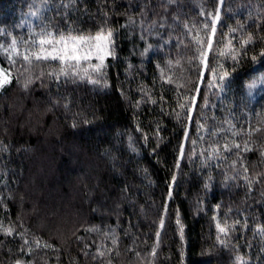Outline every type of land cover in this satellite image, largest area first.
<instances>
[{
  "label": "trees",
  "instance_id": "trees-1",
  "mask_svg": "<svg viewBox=\"0 0 264 264\" xmlns=\"http://www.w3.org/2000/svg\"><path fill=\"white\" fill-rule=\"evenodd\" d=\"M34 1L0 0V29L27 39L28 28L15 26L21 24ZM217 9L221 18L215 40L228 34L229 27L238 28L233 45L238 49L241 37L251 33L247 56L259 55L264 49V0H223L222 5L219 0H77L67 18L62 8L44 13L50 28L67 30L71 26L85 32H95L105 24L113 28L116 58L108 61L109 88L86 81L65 82L63 77L57 83L45 75L43 84L36 80L27 91L15 80L0 90V221L5 225L22 222L29 230V240L35 236L54 245L57 251H34L35 264H236L237 256L248 264H264V238L258 232L264 226V159L259 155L264 150V92L258 90L255 101L249 103L247 89L241 87L253 75L264 73V59L255 64L247 58L241 60L224 103L209 96L216 108L207 116L214 115L215 121H202L199 115L203 95L209 92L207 73L192 121L186 125L175 116L181 112L177 99L185 102L198 79L194 66L187 63L192 46L184 24L199 29ZM9 42L10 37L0 36V44ZM185 44L189 46L183 47ZM148 45L150 50L142 55ZM216 48L214 43L210 66L216 63L212 59ZM0 62L8 67L3 54ZM220 62L231 70L230 59ZM54 67L45 63L33 67L31 73H47ZM233 99L238 105L234 109L229 103ZM84 119L91 123L83 124ZM225 119L243 132L233 136L228 131L219 142L243 144L248 140L254 148L241 152L243 159L235 169L231 154H223L227 159L200 155L216 140L203 131L199 135L204 139L198 141L193 155L191 140L197 139V122H203L205 129H219L227 128ZM74 121L78 124L75 129L71 127ZM249 124L253 130L250 138L244 134ZM185 130L188 142L179 159ZM245 164L251 188L243 178ZM174 173L177 179L170 187ZM232 176L235 181L226 179ZM206 183H210L207 189ZM177 216L184 226L183 241ZM213 217L222 225L239 221L226 239L227 247L216 239ZM162 218L165 227L160 229ZM92 227L99 230L88 231ZM109 228L117 245L104 235ZM21 243L18 236L6 237L0 232V264L27 259L19 252ZM101 244L107 245L103 257L97 255ZM153 247L154 258L149 255ZM209 250L211 255L201 254Z\"/></svg>",
  "mask_w": 264,
  "mask_h": 264
},
{
  "label": "snow or ice",
  "instance_id": "snow-or-ice-1",
  "mask_svg": "<svg viewBox=\"0 0 264 264\" xmlns=\"http://www.w3.org/2000/svg\"><path fill=\"white\" fill-rule=\"evenodd\" d=\"M174 0H169V3H173ZM220 5L223 4V0H219ZM77 5V0H68L65 3V0H59L58 4H54V0H40L39 4H29L28 8V17L35 18L40 21L39 25H36L31 22V20H22L21 24L16 25L15 27H24L27 26L28 33L27 39L21 37L17 38L13 32L8 31L7 29H0V36L10 37V42L5 44H0V54H3L5 59L7 60L8 67H4L0 65V90H3L6 86L11 85L13 80L17 83H20L25 91L29 89L31 85L35 83L36 80H40L43 84V78L45 75L49 76L53 81L59 83L61 77H63L64 81H72L75 83L76 81L84 82L99 86L101 88H109L111 85L108 83V69H109V58H116V50H115V34L114 29L105 25H101L97 28L95 32L92 31H83L78 28H73L69 26L67 30L59 29V28H50L48 23H46V18L44 13L55 7V9H63L62 15L67 18L68 10L75 8ZM204 13L201 12V15ZM105 15V20H107V13ZM211 19L210 21L204 23L199 29H197L194 25L189 27L187 23L184 24V28L186 30V38H189V44L192 46V55L187 56V63L189 65H193L198 74V79L196 81V87L193 93L185 98V102L181 103L178 98L176 101L177 107L183 112V117H181V112H176L175 116L177 120L183 118L185 120V124H189L193 119V113L195 112L197 106V99L200 97L201 86L204 85L205 82V73L207 76L206 88L209 92L203 95V104L201 106V112L199 113L201 120L206 121L211 119L215 121L217 118L213 115L211 117L207 116V112H212L215 110L216 105L211 103L209 100L210 95H215L216 98L224 103L226 94L231 89L233 73L236 72L237 66L240 64L242 59H250L254 64L259 62L261 59H264V49H261L259 55H252L250 57L247 56L249 51V44L253 41V36L251 33H248L246 38L241 37L239 42V48L233 45L234 34L238 31V28L229 27L228 34H233L227 40L223 39V36L228 35L222 33V38L219 41L215 40L217 33V24L220 21V11L219 9L216 12L208 14ZM249 17H251V12H249ZM130 23H135V21L130 20ZM155 21H153V24ZM237 25L239 27H244L240 24V21H237ZM163 26V25H161ZM123 27L127 28L128 24L123 25ZM143 21L141 22V29L143 30ZM39 28V31L36 29ZM151 28V25H149ZM34 37V38H33ZM143 38V37H142ZM214 43L217 44V48L215 51V55L212 57L213 60L216 61L215 64L210 66L209 57L213 53ZM189 44L183 45V47L187 48ZM151 45H148L142 55H147L150 50ZM221 58L224 60L230 59L232 61V65L230 66L231 70L225 66V63L220 62ZM179 60L176 61L179 64ZM56 65V67L51 68L47 73L41 70L37 74H32L31 69L35 66L42 64ZM173 63L172 60L168 61V64L171 65ZM19 65V68H17ZM159 67V65H157ZM16 69V71H13ZM161 73L163 74V69H161ZM23 79L21 80V78ZM168 83L172 84L173 80L168 78ZM178 87H183V85H179ZM241 87H246L247 89V97L249 98V103L255 101V93L259 89V91L264 92V73H260L259 75H253L251 79L244 83L242 82ZM123 95V93H121ZM163 100V97H161ZM156 103V101H152ZM59 103L58 101L56 102ZM233 105V109L238 107L235 104L234 99L229 101ZM65 108L68 107L66 103ZM83 124L87 125L91 123V121L84 119L82 121ZM225 124H227V128L220 127L219 129L213 127L209 129L204 128L203 122H197V139L191 140L193 155L195 154V148L199 140H203L204 136H200L199 132L203 131L205 136L216 137V140L211 141L208 144V147L201 150L200 155L208 154L211 158H223L227 159V155L223 154H231L235 156V159L232 161V167L235 169L236 165L240 163L243 159L241 152L247 153L254 151L253 147L249 146L248 140H245L243 144L236 140H232L231 144L228 141L224 143H220V139L224 136V134L228 131H231L233 136H239L243 132L237 131L235 124L230 119H225ZM73 129L78 127V124L74 121L71 124ZM139 131V128H137ZM259 131V129H256ZM159 132V128H157V133ZM252 128L249 124V128L245 135L249 138L252 135ZM145 141H147V136H144ZM130 146H131V137H129ZM188 142V131L185 130L182 138V142L179 146V159H183L185 144ZM135 151V148H133ZM107 154V153H106ZM261 159H264V150H261L259 153ZM191 159V156L190 158ZM204 164V161L201 162ZM176 168H179V163H177ZM244 172V180L248 184L249 188H251L252 181L248 176V166L243 165ZM177 176L174 173L172 176V181L170 187L175 185ZM226 179H230L235 181L236 176L226 177ZM209 181H211V176H209ZM259 182V181H257ZM210 183L205 184V188H209ZM264 195V193H262ZM172 193L169 191L168 198L171 199ZM3 200V197H0V201ZM167 211L165 205V213ZM216 220V231H217V241L223 246L227 247L226 239L227 237L235 230V224L239 223V221H235L233 224H228L226 221L222 225L220 221L213 217ZM176 224L179 226V235L181 241L184 240V226L180 223V219L177 216ZM165 227L164 219L162 218L159 222V228L163 229ZM244 227H247L245 224ZM99 229L92 227L89 228L88 231L96 232ZM29 230L24 228L22 222L18 224H14L12 221H9L7 225L3 221H0V232L3 233L6 237H19L22 243L19 245V252L25 254L27 259H16L14 264H35V258L33 257L34 251H39L42 249H51L53 251H57L54 245L48 243L47 241H42L40 238L33 236L31 240L28 239L27 232ZM258 232L262 238H264V226H260L258 228ZM223 234L224 238H221ZM106 237H111V243L113 245H117L118 241L116 240L113 230L109 228L107 232H104ZM160 232H156V240L157 244L159 243ZM77 240L83 242V237L77 236ZM89 246L85 244V249ZM106 244H101L97 247V255L100 257L104 256L103 248H106ZM115 251V248L112 249ZM134 251V250H132ZM202 255H211V251L209 250L207 253H201ZM85 255L87 252L85 251ZM139 256V253H136ZM151 257L156 256V248L153 247L151 252L149 253ZM181 258L185 256V252L183 249L180 252ZM111 264V261H109ZM236 264H248L247 261L244 260L243 257H236Z\"/></svg>",
  "mask_w": 264,
  "mask_h": 264
},
{
  "label": "rangeland",
  "instance_id": "rangeland-1",
  "mask_svg": "<svg viewBox=\"0 0 264 264\" xmlns=\"http://www.w3.org/2000/svg\"><path fill=\"white\" fill-rule=\"evenodd\" d=\"M40 3V1L39 0H35L34 1V4H39ZM24 20H31V22L32 23H37L39 20H36L35 18H30V17H28V15H26L25 17H24ZM25 27V26H24ZM27 27V26H26ZM0 65H2L1 64V62H0ZM259 90V89H258ZM258 90H257V92L255 93V97H257V95L259 94L258 93Z\"/></svg>",
  "mask_w": 264,
  "mask_h": 264
}]
</instances>
